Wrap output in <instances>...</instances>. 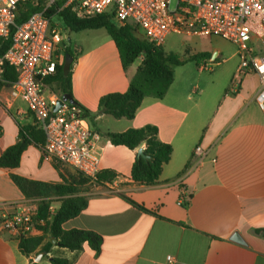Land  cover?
<instances>
[{"label": "crops", "instance_id": "1", "mask_svg": "<svg viewBox=\"0 0 264 264\" xmlns=\"http://www.w3.org/2000/svg\"><path fill=\"white\" fill-rule=\"evenodd\" d=\"M101 30H94L98 33L90 35L86 44L67 40V47L74 46L78 53L73 98L92 114L105 95L128 91L142 61L135 69L132 65V71L125 70L115 41ZM208 42L206 37H188L179 49L167 52L208 53L207 61L217 60L218 50L199 47ZM199 65L176 67L166 96L145 97L133 119L89 117L91 126L102 134V170L117 174L112 183H82L75 170L46 162L43 146L35 143L24 151L17 168L0 167L1 210L14 214L26 203L38 206V200L22 193L13 176L72 184L79 196L87 197L88 205L63 229L91 231L103 238L99 252L88 244L74 252L54 244L45 253L46 238L28 256L20 249V239L0 224V264H52V258L71 264H264V237L258 232L264 230V112L256 103L260 79L254 73L237 76L240 57L227 66V75L218 76L219 82L216 77L206 81ZM148 125L156 126L160 141L173 148L152 186L131 178L136 151L115 146L105 136ZM25 126H35L26 102L12 99L10 87L1 88L0 157L20 141ZM199 145L208 152L203 162L194 155ZM60 205L61 201L54 203L50 214ZM236 233L245 245L231 240ZM39 234L36 230L32 236Z\"/></svg>", "mask_w": 264, "mask_h": 264}, {"label": "built area", "instance_id": "2", "mask_svg": "<svg viewBox=\"0 0 264 264\" xmlns=\"http://www.w3.org/2000/svg\"><path fill=\"white\" fill-rule=\"evenodd\" d=\"M28 1L0 0V38H8L14 31L11 47L0 56V81L5 65L16 70L18 79L9 85L11 98L26 102L35 125L44 132L46 162L69 167L91 183L103 172L102 134L78 105L65 102L55 112L62 96L51 94L45 84L62 65L61 52L68 46L59 18L65 12L79 19L107 13L119 25L137 27L158 47L172 35L218 37L231 42L240 57L237 76L254 73L260 79L256 103L264 112V0H44L41 11L17 24L20 9ZM35 3L38 5V0ZM51 10L52 16L48 14ZM207 66L199 65L201 71H207ZM207 153L199 145L194 155L203 162ZM54 215L52 212L48 219H40L38 206L26 203L14 214L0 209V224L21 241L46 226Z\"/></svg>", "mask_w": 264, "mask_h": 264}, {"label": "trees", "instance_id": "3", "mask_svg": "<svg viewBox=\"0 0 264 264\" xmlns=\"http://www.w3.org/2000/svg\"><path fill=\"white\" fill-rule=\"evenodd\" d=\"M29 0L22 5L17 19V24L24 23L31 15L42 10L41 5L44 0ZM54 11L48 14L52 16ZM65 31L82 32L89 30L104 29L115 41L120 53L124 69H128L138 60H142L136 75L130 82V86L125 93H112L101 98L99 110L96 114L83 109L86 117L108 114L116 119H133L140 108L145 97L151 96L163 99L174 81L175 68L184 66L189 62L199 65L202 61H207L211 57L208 53H199L193 56H182L175 52H167L164 47H158L146 40L137 27L130 25H119L113 17L107 13L91 18L79 19L69 12H65L59 17ZM11 32L8 38H0V56H3L12 45ZM63 63L57 67L56 73L45 80V84L54 94H70L72 91V75L74 64L77 61L78 53L74 46L67 47L63 53ZM18 74L15 69L5 65L3 81H0V89L9 87L16 82ZM75 105L82 106L75 101ZM110 142L115 146H125L136 151V158L133 164L131 178L133 182L144 185H155L162 173L163 167L172 156L173 148L159 139V130L156 126L148 125L140 129H130L123 133H107ZM20 141L7 149L0 157V167L15 169L20 165L21 157L29 145L35 143L44 146L46 138L42 129L38 126H25L20 129ZM145 148V154L149 157L145 160L139 156L138 151ZM117 178V174L104 171L98 176L97 184L112 183ZM14 182L28 199L38 200V213L40 219H48L52 198L59 197L60 208L53 216L52 221L44 227H38L40 233L22 239L20 243L21 251L26 255H31L48 238L43 251L48 253L54 246L52 239H56L57 246L69 251H80L85 244L91 249L99 252L103 238L95 232L83 230L63 229V224L77 217L88 205V199L78 195V189L72 184H49L43 182L30 181L23 177L13 176ZM88 183L89 179L83 178ZM132 203L138 208L147 211L143 206ZM188 206V203L186 204ZM264 237V230L258 231ZM52 264H71L68 259L52 258Z\"/></svg>", "mask_w": 264, "mask_h": 264}, {"label": "rangeland", "instance_id": "4", "mask_svg": "<svg viewBox=\"0 0 264 264\" xmlns=\"http://www.w3.org/2000/svg\"><path fill=\"white\" fill-rule=\"evenodd\" d=\"M63 32L65 34V37L68 38V40L69 38H71V43L74 45L86 44V40L90 35H93V33H98L94 30L75 33V32L65 31V29L63 30ZM100 32L106 33V30L102 29ZM206 38L209 39V41L211 42H208L206 44L205 43L200 44L199 47L206 45V47L209 48L210 52H212V49L218 50L220 52V56L217 60H211L206 62L208 66H207V71H205V73L203 74L204 75L203 77L204 79H206V81H211L213 78L216 77L217 78L216 82H219V78H218L219 75H227V66H232L239 61V57L237 56L238 49L234 44L222 38H218V37H206ZM186 39H188V37L172 35L166 41L164 48L166 51L179 49L180 45ZM138 61L140 62L141 60ZM137 64L138 62L133 64L134 69ZM133 66L132 65L130 66V71H132L131 68ZM223 81L227 82V76L223 78ZM78 178L81 179L80 180L81 182H84L83 180L84 177L82 175H79ZM51 200L53 205L54 203L59 202L61 199L59 197H53Z\"/></svg>", "mask_w": 264, "mask_h": 264}, {"label": "water", "instance_id": "5", "mask_svg": "<svg viewBox=\"0 0 264 264\" xmlns=\"http://www.w3.org/2000/svg\"><path fill=\"white\" fill-rule=\"evenodd\" d=\"M215 56H216V54L213 55V58H215ZM65 102H69L71 104H74L75 103V100H74V98L70 94H63L62 95V99H60L58 101V103H57V106L55 108V112L59 111L60 108L64 105ZM138 154H139V156H141L145 160H148L149 159V157L145 154V148L144 147H142L141 149H139ZM231 240L234 241V242H236V243L242 244V245H245L246 244L245 240L238 233L234 234L233 237L231 238ZM52 243L56 245L57 244L56 239H52Z\"/></svg>", "mask_w": 264, "mask_h": 264}]
</instances>
